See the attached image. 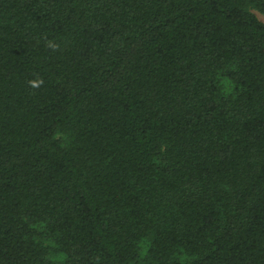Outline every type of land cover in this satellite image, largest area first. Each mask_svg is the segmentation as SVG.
I'll use <instances>...</instances> for the list:
<instances>
[{"label":"trees","instance_id":"trees-1","mask_svg":"<svg viewBox=\"0 0 264 264\" xmlns=\"http://www.w3.org/2000/svg\"><path fill=\"white\" fill-rule=\"evenodd\" d=\"M264 0H0V264H264Z\"/></svg>","mask_w":264,"mask_h":264},{"label":"rangeland","instance_id":"rangeland-1","mask_svg":"<svg viewBox=\"0 0 264 264\" xmlns=\"http://www.w3.org/2000/svg\"><path fill=\"white\" fill-rule=\"evenodd\" d=\"M254 13L259 17L260 20H262L264 22V14H262L258 11H254Z\"/></svg>","mask_w":264,"mask_h":264}]
</instances>
